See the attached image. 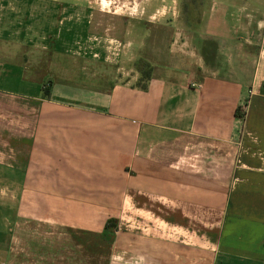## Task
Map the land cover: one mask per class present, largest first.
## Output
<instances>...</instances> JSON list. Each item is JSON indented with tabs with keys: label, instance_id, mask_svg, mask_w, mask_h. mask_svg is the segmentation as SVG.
Instances as JSON below:
<instances>
[{
	"label": "crops",
	"instance_id": "1",
	"mask_svg": "<svg viewBox=\"0 0 264 264\" xmlns=\"http://www.w3.org/2000/svg\"><path fill=\"white\" fill-rule=\"evenodd\" d=\"M195 4L122 39L0 14V264H33L17 228L45 226L114 228L116 264H264V0Z\"/></svg>",
	"mask_w": 264,
	"mask_h": 264
},
{
	"label": "rangeland",
	"instance_id": "2",
	"mask_svg": "<svg viewBox=\"0 0 264 264\" xmlns=\"http://www.w3.org/2000/svg\"><path fill=\"white\" fill-rule=\"evenodd\" d=\"M195 3L196 0H0V14H25L27 7L30 8V12L35 13L38 10H43L44 14H90L91 20L100 29L99 33L117 36V38L122 39V32L130 27L131 22L137 21L144 14L152 13L159 16V14H175L174 12L177 11L178 13V10L182 11L183 14H201L194 7L196 6ZM203 7L205 9V6ZM190 8L191 12L187 13ZM92 34L94 36L98 35L97 32H92ZM111 47L117 50L115 44ZM14 52L16 53V51ZM1 54L2 52H0ZM46 58H49V56H46ZM130 58V64L133 65V60ZM44 68L46 69V67ZM112 68L115 69V65L110 66V74H112ZM128 72L126 79L132 73V70H126V73ZM46 79L48 78L46 77ZM232 220H234V210L229 207L227 212L228 224ZM38 228H30L32 232H28V228H24L23 232L20 227L17 228L19 229L17 234L24 233L27 235L29 233L35 236L32 237L34 242L29 243L30 257L34 259L33 264H108V262L116 264L117 242L114 228L109 229L108 235L83 232L64 226H54L53 229L47 226ZM188 237L190 241H193V243L187 245L190 247L188 250H192L189 253L191 256V254H195V246L197 245L195 243L198 240L191 233L188 234ZM118 243L123 246V242L119 241ZM15 245L18 246L19 244ZM127 250L131 252V249ZM109 254L110 256L112 254V258L109 257ZM128 262L133 264V260ZM173 262L213 264L208 259L202 262L191 258Z\"/></svg>",
	"mask_w": 264,
	"mask_h": 264
},
{
	"label": "built area",
	"instance_id": "3",
	"mask_svg": "<svg viewBox=\"0 0 264 264\" xmlns=\"http://www.w3.org/2000/svg\"><path fill=\"white\" fill-rule=\"evenodd\" d=\"M94 36V35H93ZM98 37L94 36L93 40L97 41ZM107 42V41H106ZM117 46V50L113 49L111 46L114 44ZM108 48H110V50L108 51L112 56L117 55V52H119L120 48H121V44L120 42L116 41L115 39L111 38L110 40V44L107 45ZM116 51V52H115ZM87 52V47L83 46L79 41L77 43V53L80 54H86Z\"/></svg>",
	"mask_w": 264,
	"mask_h": 264
},
{
	"label": "trees",
	"instance_id": "4",
	"mask_svg": "<svg viewBox=\"0 0 264 264\" xmlns=\"http://www.w3.org/2000/svg\"><path fill=\"white\" fill-rule=\"evenodd\" d=\"M263 87H264V84H263ZM110 224H111V222H110Z\"/></svg>",
	"mask_w": 264,
	"mask_h": 264
}]
</instances>
